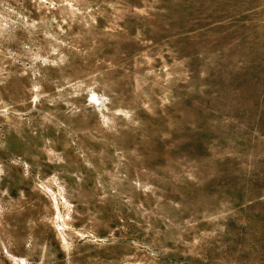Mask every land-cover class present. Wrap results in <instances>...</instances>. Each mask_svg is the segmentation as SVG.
I'll use <instances>...</instances> for the list:
<instances>
[{
	"label": "rangeland",
	"instance_id": "374dc122",
	"mask_svg": "<svg viewBox=\"0 0 264 264\" xmlns=\"http://www.w3.org/2000/svg\"><path fill=\"white\" fill-rule=\"evenodd\" d=\"M0 264H264V0H0Z\"/></svg>",
	"mask_w": 264,
	"mask_h": 264
}]
</instances>
